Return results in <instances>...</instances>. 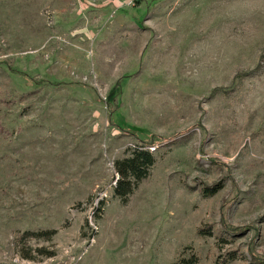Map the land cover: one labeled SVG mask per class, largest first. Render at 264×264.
<instances>
[{"label": "rangeland", "instance_id": "1", "mask_svg": "<svg viewBox=\"0 0 264 264\" xmlns=\"http://www.w3.org/2000/svg\"><path fill=\"white\" fill-rule=\"evenodd\" d=\"M0 121V264H264V0H0Z\"/></svg>", "mask_w": 264, "mask_h": 264}, {"label": "trees", "instance_id": "2", "mask_svg": "<svg viewBox=\"0 0 264 264\" xmlns=\"http://www.w3.org/2000/svg\"><path fill=\"white\" fill-rule=\"evenodd\" d=\"M2 122L0 121V132H4ZM156 164V156L151 150L150 146L138 145L135 148L129 150L128 154L115 161V169L118 173V178L113 187L114 194L120 199L123 204H126L131 195L138 189L144 179H146ZM220 189V186L214 185L203 190L204 195H215ZM197 233L202 236L212 235V230L206 226H201L197 230ZM55 230H42V231H25L23 232L17 241L19 245L20 253L25 259L37 260L40 257H53L55 256V250H47L45 247H37L32 249L29 245L30 240L36 241H52L55 236ZM223 239V238H222ZM36 253V254H34ZM232 255V254H231ZM236 259L235 256H228L223 264H229ZM199 257L196 253L182 252L178 258L170 264H198ZM258 264L263 262L258 261Z\"/></svg>", "mask_w": 264, "mask_h": 264}]
</instances>
